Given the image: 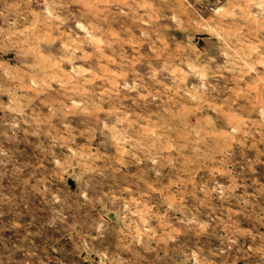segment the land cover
I'll list each match as a JSON object with an SVG mask.
<instances>
[{"label": "rangeland", "instance_id": "374dc122", "mask_svg": "<svg viewBox=\"0 0 264 264\" xmlns=\"http://www.w3.org/2000/svg\"><path fill=\"white\" fill-rule=\"evenodd\" d=\"M0 264H264V0H0Z\"/></svg>", "mask_w": 264, "mask_h": 264}]
</instances>
